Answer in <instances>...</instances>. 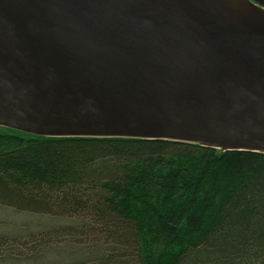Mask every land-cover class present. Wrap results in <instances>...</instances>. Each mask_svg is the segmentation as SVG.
<instances>
[{
    "label": "water",
    "instance_id": "water-1",
    "mask_svg": "<svg viewBox=\"0 0 264 264\" xmlns=\"http://www.w3.org/2000/svg\"><path fill=\"white\" fill-rule=\"evenodd\" d=\"M204 13L0 0V128L264 154V28Z\"/></svg>",
    "mask_w": 264,
    "mask_h": 264
},
{
    "label": "trees",
    "instance_id": "trees-1",
    "mask_svg": "<svg viewBox=\"0 0 264 264\" xmlns=\"http://www.w3.org/2000/svg\"><path fill=\"white\" fill-rule=\"evenodd\" d=\"M0 208L58 219L27 244L70 264H264L262 153L0 128Z\"/></svg>",
    "mask_w": 264,
    "mask_h": 264
},
{
    "label": "rangeland",
    "instance_id": "rangeland-1",
    "mask_svg": "<svg viewBox=\"0 0 264 264\" xmlns=\"http://www.w3.org/2000/svg\"><path fill=\"white\" fill-rule=\"evenodd\" d=\"M62 222V221H61ZM58 219H53L48 216L18 214L12 209L0 208V234L6 235L9 244L0 248V264H70L76 256V252L69 248L70 245L64 243L51 244V248L41 247L38 251H34L30 242L32 238L42 237L41 234L47 232V229L59 225ZM58 228V227H55ZM53 229V228H51ZM49 229V230H51ZM22 240L18 242V237ZM26 241L25 245L24 242ZM20 244V245H19ZM15 248L14 251L7 252L8 247ZM76 248V247H75ZM25 251V254L20 255L19 252ZM89 250V249H88ZM27 255V256H24ZM33 255H36L34 258ZM29 258V259H26Z\"/></svg>",
    "mask_w": 264,
    "mask_h": 264
},
{
    "label": "bare ground",
    "instance_id": "bare-ground-1",
    "mask_svg": "<svg viewBox=\"0 0 264 264\" xmlns=\"http://www.w3.org/2000/svg\"><path fill=\"white\" fill-rule=\"evenodd\" d=\"M181 6H176L172 0H166V4L177 10H184L188 14L204 15L205 10L223 16L234 18L243 24L264 28V8L250 6L249 0H189ZM181 5V4H179ZM192 15V14H191ZM218 16V17H221Z\"/></svg>",
    "mask_w": 264,
    "mask_h": 264
}]
</instances>
